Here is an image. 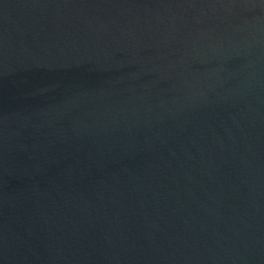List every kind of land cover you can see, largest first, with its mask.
<instances>
[{
  "label": "water",
  "instance_id": "water-1",
  "mask_svg": "<svg viewBox=\"0 0 264 264\" xmlns=\"http://www.w3.org/2000/svg\"><path fill=\"white\" fill-rule=\"evenodd\" d=\"M0 264H264V0H0Z\"/></svg>",
  "mask_w": 264,
  "mask_h": 264
}]
</instances>
